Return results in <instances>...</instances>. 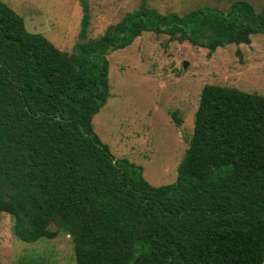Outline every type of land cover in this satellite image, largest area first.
<instances>
[{
	"label": "trees",
	"instance_id": "obj_1",
	"mask_svg": "<svg viewBox=\"0 0 264 264\" xmlns=\"http://www.w3.org/2000/svg\"><path fill=\"white\" fill-rule=\"evenodd\" d=\"M79 3L67 52L0 0V214L13 217L15 236L33 242L62 229L75 264H263V95L204 85L176 179L162 185L115 158L92 117L109 96V47L144 31L178 32L209 52L249 44L264 34V6L236 0L179 15L142 5L90 38L88 2Z\"/></svg>",
	"mask_w": 264,
	"mask_h": 264
},
{
	"label": "rangeland",
	"instance_id": "obj_2",
	"mask_svg": "<svg viewBox=\"0 0 264 264\" xmlns=\"http://www.w3.org/2000/svg\"><path fill=\"white\" fill-rule=\"evenodd\" d=\"M3 1L23 16L29 31L42 33L63 51L73 50L83 14L79 0ZM234 1L87 0L88 36L104 34L142 5L182 15L201 6L226 11ZM246 1L256 11L264 6V0ZM177 33L171 37L144 31L124 48H110L106 54L109 96L92 117L93 131L114 157L141 166L152 185L176 179L204 85L231 86L264 96L263 33L251 35L249 44L228 43L213 52L178 39ZM174 117L181 120L179 124ZM13 225L10 214H0V264H75L71 238L62 229L54 238L26 242L15 236Z\"/></svg>",
	"mask_w": 264,
	"mask_h": 264
},
{
	"label": "water",
	"instance_id": "obj_3",
	"mask_svg": "<svg viewBox=\"0 0 264 264\" xmlns=\"http://www.w3.org/2000/svg\"><path fill=\"white\" fill-rule=\"evenodd\" d=\"M177 36V35H176ZM111 47H109V49H110ZM108 49V50H109ZM108 50H107V52H108ZM187 65V62H184V65H183V67L185 68V66Z\"/></svg>",
	"mask_w": 264,
	"mask_h": 264
}]
</instances>
